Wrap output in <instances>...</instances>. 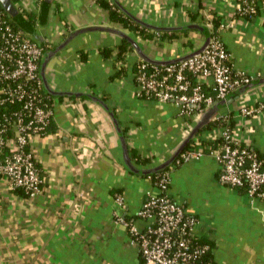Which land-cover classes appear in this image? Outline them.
Returning a JSON list of instances; mask_svg holds the SVG:
<instances>
[{
    "label": "crops",
    "instance_id": "obj_1",
    "mask_svg": "<svg viewBox=\"0 0 264 264\" xmlns=\"http://www.w3.org/2000/svg\"><path fill=\"white\" fill-rule=\"evenodd\" d=\"M11 1L18 12L15 21L9 17L14 25L39 46L50 42L39 72L54 119L32 144L43 179L40 193L31 198L12 191L0 177V264H143L127 228L115 217L131 220L147 193H157L143 173L166 163L189 132L187 126L195 123L173 103L136 97L133 75L143 60L133 47L120 58L125 39L114 34H82L47 57L79 29L123 31L151 57L164 61L200 49L207 33L217 30L234 69L252 77L249 85L229 96L238 100L220 112L232 110L239 139L264 155V109L250 117L235 111L241 104L253 109L264 105V83H259L264 80V8L256 17L243 19L236 14L239 0H110L137 24L194 23L206 30H187L191 32L186 36V31L172 32L178 36L171 40L159 34L171 32L152 30L153 38L139 37L111 22L95 0ZM212 18L217 20L215 29L208 26ZM209 124L199 134L212 127V120ZM219 173L214 158L204 155L172 172L169 194L186 214L200 219L196 235L207 238L217 264H264V199H251L221 184ZM137 225L142 228L143 223Z\"/></svg>",
    "mask_w": 264,
    "mask_h": 264
},
{
    "label": "built area",
    "instance_id": "obj_2",
    "mask_svg": "<svg viewBox=\"0 0 264 264\" xmlns=\"http://www.w3.org/2000/svg\"><path fill=\"white\" fill-rule=\"evenodd\" d=\"M41 1V0H40ZM264 0H239L236 14L243 19L257 16ZM209 28H213L212 22ZM207 49L175 64L157 65L140 61L133 75L135 95L141 99L173 103L189 122L228 97L252 77L234 69L232 56L217 30L212 29ZM44 47L15 29L0 8V177L9 189L36 197L43 179L33 151L34 140L44 135L54 119L50 96L40 76ZM264 109L241 104L235 111L243 117ZM218 112L204 138H195L176 164L156 177L157 193L148 192L136 217L123 224L142 257L143 264H212L203 257L209 244L196 243L200 219L186 214L184 206L170 196L171 174L179 166L212 156L220 167L218 180L233 190H244L251 199H264V156L239 139L232 125V110ZM234 111V110H233ZM188 129L192 125L187 126ZM204 142V149H203ZM219 142L213 148L210 144ZM209 150V154L205 152ZM117 202L122 206L121 196ZM137 221L143 223L139 228Z\"/></svg>",
    "mask_w": 264,
    "mask_h": 264
},
{
    "label": "water",
    "instance_id": "obj_3",
    "mask_svg": "<svg viewBox=\"0 0 264 264\" xmlns=\"http://www.w3.org/2000/svg\"><path fill=\"white\" fill-rule=\"evenodd\" d=\"M0 5L2 9L4 10V12L6 13V15L12 18L13 21H15L18 15V12L13 2L11 0H0ZM139 22L138 23L141 26H144L145 28L152 30V31H156V32H171L172 33V32H180V31H187V30H204L203 27L199 26L198 24H194V23L193 24L192 23L183 24V25H178V26H163V25H157V24H152V23H147V22H141V21ZM95 31L96 32L105 31L107 33L114 34L122 39H125L131 44V46L135 49V51L137 52V54L141 57L143 61L148 62V63L157 64V65L175 64V63H179L184 60H187L191 57L200 55L207 49L210 43V39H211V37L208 36L206 38L204 45L200 49H197L183 57H180L178 59L164 61L161 59L151 57L150 54L146 53L145 51H143V49H141L137 41L131 35L123 31L115 30L112 28H103L99 26H93V27L82 28L72 33L62 44H60L52 52H50V54L47 55V57L48 56L52 57V56H55L56 54H59L78 36L88 33V32H95ZM259 83H264V80L260 81ZM69 94L78 95L76 93H69ZM80 96H88L90 99L94 101L97 100L96 97L90 96L87 94H80ZM229 98L230 97H228L227 100H222L220 102L215 103L213 106L207 109L199 119L195 121L194 125L190 128L189 132L186 134L185 139L178 145V147L174 151L171 158L166 163H164V165H162L160 169H163L164 167H167L170 163H172L184 151V149L192 142V140L211 122L214 116L218 112H220V110L223 107H225L226 105H231L233 102L238 100V97H236L235 99L233 98L229 99ZM115 123L118 125V122L116 119H115ZM118 133L120 134V141H121L122 149L126 151L127 142H126L125 137L122 135V131L119 128H118ZM128 165L132 166L130 162L128 163Z\"/></svg>",
    "mask_w": 264,
    "mask_h": 264
},
{
    "label": "trees",
    "instance_id": "obj_4",
    "mask_svg": "<svg viewBox=\"0 0 264 264\" xmlns=\"http://www.w3.org/2000/svg\"><path fill=\"white\" fill-rule=\"evenodd\" d=\"M99 6H101L103 9L107 10L108 13H109V19L111 22H115L117 24H121L122 26H124L125 28L133 31L134 33H136L139 37L143 38V39H151L154 37L155 33L154 32H151L150 30H148L147 28H145L144 26H141L135 22H133L130 18L126 17L125 14L122 12V11H119L116 7H114L113 4H111L110 0H95ZM0 8L2 9L1 5H0ZM3 10V9H2ZM4 11V10H3ZM6 14V13H5ZM7 16V15H6ZM32 18H33V15H32ZM7 19L9 20V23L15 28V29H19L18 27H16L14 25V23L12 22V20L7 16ZM191 21H194V22H197V17L194 16V15H191ZM211 22L213 23V26H214V29L217 27V20L215 18H212L211 19ZM204 28V26H203ZM204 33L206 34V30L204 28ZM189 32L191 31H186L184 33H182V35H188ZM211 33L212 31H210V33H207L208 36H211ZM160 34V37L161 38H164V39H174L176 36H178V34L176 33H159ZM207 36V37H208ZM191 42L189 44V46H191ZM132 46L131 44L126 41V40H122V45L120 46V52H119V57L120 58H124V54L128 51V50H131ZM105 53L106 56H110V52L108 51H103ZM136 70V68H135ZM124 70H122L121 72H123ZM232 125H234L232 123ZM211 124L207 125L206 128L210 127ZM219 142H216V143H213V144H210L213 148L217 147L219 144ZM206 145V144H205ZM204 142H203V149H204ZM190 147V144L184 149V151ZM205 152L207 154H209V150L208 149H205ZM260 156H264V155H261L259 154ZM181 155H179L172 163H170L167 167H164L163 169H160V167H162V164L161 166H158L156 168H154L151 172H146V173H143L144 176H146L147 178H149L155 185V180H156V177L166 171H169L170 170V167L174 164H176V162L181 158L180 157ZM131 170L135 171L136 169L133 168V166H130L128 165ZM180 167V166H179ZM178 168V167H177ZM241 191H244V190H241ZM245 192V191H244ZM207 239L206 237L204 238H200V237H197L195 236L194 237V242L196 243H204V244H209L208 242H206ZM210 245V244H209ZM211 246V245H210ZM212 248V246H211ZM143 261V260H142ZM203 261L204 262H211L212 264H217L215 262V260L213 259V255H212V252H208L204 257H203Z\"/></svg>",
    "mask_w": 264,
    "mask_h": 264
},
{
    "label": "rangeland",
    "instance_id": "obj_5",
    "mask_svg": "<svg viewBox=\"0 0 264 264\" xmlns=\"http://www.w3.org/2000/svg\"><path fill=\"white\" fill-rule=\"evenodd\" d=\"M199 138H204V134H199L197 137H195L196 140H198Z\"/></svg>",
    "mask_w": 264,
    "mask_h": 264
}]
</instances>
